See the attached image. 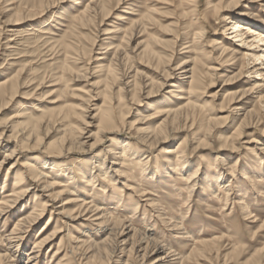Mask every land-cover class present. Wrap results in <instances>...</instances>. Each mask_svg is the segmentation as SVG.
Returning <instances> with one entry per match:
<instances>
[{
    "label": "rangeland",
    "instance_id": "1",
    "mask_svg": "<svg viewBox=\"0 0 264 264\" xmlns=\"http://www.w3.org/2000/svg\"><path fill=\"white\" fill-rule=\"evenodd\" d=\"M19 1L20 0H8L7 3L6 0H0V81L8 76L12 77L13 74L20 71L22 76L20 81L21 88L19 87L17 94L11 99V102L8 97L4 99L7 105L3 104L5 103L4 101H1L2 103L0 102V162H4L0 168V202H3L2 200L6 194L11 192L14 185V178L19 172L17 166L26 159V157L23 159L21 157L20 160H17V163L13 165L14 167L10 169V166L16 161V155L11 159H5L4 157L5 154H10L16 143L13 137L18 131H11L12 124L34 120V118L39 115H45L46 118L52 117L53 121L56 120V122H59V118L61 117L58 116L69 110L70 119L65 120L63 122L64 125L61 123L64 127H68L72 124H76V119L72 114L73 112L76 114L80 113L82 108L86 107L84 102L87 99L90 100V102L88 103L89 105L88 109H86V113H84L85 120L87 122H92V120L87 117H92L95 114V109L98 107H104L103 98L101 96L94 97L96 96L94 94L95 90H101L100 85H98L99 76L101 74L98 73V69L96 68L97 63L94 62V59L104 57L102 53H104L105 45L119 42L124 35L128 38V34L131 32V21L143 15H148L153 21L147 24L145 33L142 34L139 32L136 34L135 40L131 41L129 48L133 50L139 42L145 41L154 53L165 60L167 59L166 56L171 55V52H175L172 55L169 66L167 61H163L166 70H168V68L174 69L180 63V59L188 56V54L183 53L189 50L182 51V49L185 45H190L188 41L191 40V36L189 37V35L200 29L204 30L205 38H203L202 44L199 45L198 53L201 54L204 69L215 67L219 70L217 72L219 79L215 80L211 86H205V91H199L195 100L198 106L202 108L200 112L202 118L208 117L218 119L219 123L215 126L214 132L212 131L211 139L207 140L205 148L195 150L196 146L193 143H196V141H190L191 146L188 147L186 152L189 154L191 162L200 159L203 163H212L218 154L224 152L219 153L223 139L232 134L241 116L235 118L232 114L225 113L224 111H226V109L220 110L219 106L224 105V96L228 92L251 88L253 82L256 81L254 80L256 77L254 75L244 74L238 80L232 82L225 81L226 76L231 77L236 74L237 68H239L241 64L240 57L244 50L239 48L240 43L235 42L234 38L227 35L228 33H225V35L223 34L222 27L224 26L223 22L225 18L223 19L216 16L213 10L214 5H217L219 0H121L118 4H107L104 8L96 4V2L100 0H56L53 6H51L43 16L30 20L25 19L21 24H18L16 28L15 26L14 28L6 26L4 24L6 19L10 17V13L12 14L15 9L19 8ZM16 5L18 6L16 7ZM83 12L88 14V16ZM83 14L87 17L85 19V24L83 26L81 25V27L79 25L80 23L74 20H76L77 17H81ZM246 14H252L251 18L264 27L263 2H256V0H240L234 12L228 14V17L234 19V17L238 15ZM50 20L52 22H50ZM88 21L89 23L86 24ZM35 28L46 31L49 34L39 35L40 33L34 32ZM93 36H95V38ZM174 37L176 38L175 41L173 39ZM90 39L92 41L95 39V44H92ZM213 41L219 42L234 51L236 65L232 67L228 65L220 67L214 63L212 59L218 58L219 52L210 54L211 49L207 48L212 46V43H216ZM59 43H62V45L66 43V45H70L71 47L69 46L70 48L64 49L62 48L64 46H61ZM52 44L54 46H52ZM88 51L90 52L88 53ZM85 52L88 54L87 57H83V53ZM89 58L90 60L88 61ZM63 61L66 62L67 67L69 66L67 73L60 68ZM216 62L219 63V60L217 59ZM145 66L151 69V65L138 60V58H133L130 60V64L127 65V67L137 68L140 72L144 69L142 67ZM252 66L253 65L250 67ZM70 70L73 73L70 72L71 74H69ZM84 75L86 76L85 79L83 77ZM175 75L182 74H180L179 70L175 72ZM60 76L62 78L64 77L63 79L61 78V83H54ZM182 77L183 76H179L180 79H182ZM64 80L65 84H63ZM60 85L66 86V88L63 86L61 88ZM60 88L62 89V93L59 97ZM156 89L157 88H155V91ZM169 89L170 85H165L163 89L159 91L157 100L169 101L168 105L173 107L180 101L176 100L173 95L166 94ZM145 92L146 89L144 93ZM254 97L255 94H252V97L246 98L244 101L245 104L243 103V107L241 108H252L254 106V99L252 98ZM53 102L54 104H50ZM1 106H4V108L2 107L1 109ZM118 107L116 116L118 117L122 112L126 113V118H124L122 122L123 124L129 125L127 128L136 120V115H144L150 112V110L148 111V104H146L145 101H141L139 104H129L125 107L124 104H119ZM36 110H40L42 113H36ZM238 114L242 115L243 111ZM15 115H18L19 118L13 119L12 117ZM97 122L94 121L91 123V126L87 127L84 131V141L87 145L84 147L85 149L83 152H76L74 154L64 153L61 158L54 161V165H48L49 169L45 170V172H48L47 174L50 175L51 179L44 181L49 182V184L57 181L62 185V188L44 190L43 185L40 183H34L35 185L26 183L25 185L28 188L27 196L16 202L12 200V198L8 199V201H10V208L5 212V215L0 216V235H3V238L9 237V234L16 225L19 224L18 228H21L22 222L20 220L28 216V213L32 212L33 209L38 208L42 202L48 205V211L42 215L41 219L27 229L19 246H14L13 243L17 240L14 237L10 239V242L4 239L5 241L3 240V244L0 243V264H29L27 260L29 252L35 251L34 253H37L35 249H32L34 242L39 239L41 226L46 223L50 216L52 225L49 226L44 236H50L55 229H59L61 232L53 238L51 244L44 245L40 249H37L39 252L35 257L34 255L30 256L35 259H31V261H34L33 264H56L57 262H60V264H87L85 260L86 256L83 252L85 247L81 248V241L88 240V245H92L94 242L100 243L106 238H112L111 235L109 236L111 227L104 225L100 227L97 226L99 221L95 219H98L99 215L95 217V212H83L81 211L83 209L78 211L76 208L77 204L82 203V201H84V203L90 202V205L99 206V209H102V211L107 210V212H111L110 215L112 216L107 215V217L112 218L119 216L121 219H126L129 217L127 213L132 209V204L134 201H137V197L141 200H154L158 208L165 209L164 213L166 216L163 217V219H165L164 221H167L170 216L175 219L185 216L183 220L185 231H179L178 235L172 233L170 228H167L165 225L161 223L158 224V222L155 229L147 227L148 233H155V237L158 238L159 241H162L163 244H168L176 251L175 254L179 253L186 256L190 253H195L197 250H205L210 247L213 251L212 255L213 253L216 254V250H218V264H264V196H262L264 195V181L262 182L263 184H257L255 187L257 191H260L259 196H257L256 194H258V192L254 194L251 187L240 180L242 178L241 174H238L236 178L230 179L232 181V188L226 207L223 208L222 206V190L219 189V192L215 191V193H213V191L218 190V188L209 189L205 187L202 188L201 186L195 190L190 202L185 205L183 204V200L186 199L187 194L185 189L187 174L183 175L182 178V174L174 170L169 173L163 172L164 168H167V171L170 168L167 167L168 165H166L162 159V148H158L148 153L150 159L147 162V174L141 175V169L139 167H135L132 172L127 174L129 176L132 175L133 178L127 179L126 186H128L130 190L124 189L122 201L117 206L118 210H115V206H113L112 202L108 203L111 200L110 197L112 198V187L110 185L111 183L117 184L116 180L121 176L117 175L116 177V175L113 174L112 177V170H110L109 172H111V174L106 176V180L109 181L107 188L106 184L101 181L102 179L94 180L95 185L94 188H92L91 186L93 183L88 187L86 183L82 182V180L86 181L83 178V172L87 175L93 173L94 171H91L93 166L91 163L92 158H103L106 150H116L118 142L122 140L128 139L134 148H142V146L136 144V138L139 135L138 129L142 127V125L136 124L131 131L127 132L124 130L121 134H107L101 142L95 144L90 150L89 147L93 141L88 137L97 132ZM129 133L131 136H128ZM201 134L200 137L202 138L203 135ZM184 136V132L174 134L169 140V144L175 146L176 140ZM37 137L40 140V146L37 148L38 150H34V152L30 153L26 150L24 154L43 159L44 155L40 154V151H45L46 149L55 151L54 146H58L55 144L58 137L51 129L48 131H41ZM251 138H254V143L245 144L246 142H250ZM240 144L245 146L244 150L241 149L240 151L243 159L241 165H246L248 167L246 163L254 159L250 158L248 149L253 148L252 145L256 144L254 153L256 155H261L258 149L264 145V134L260 133V131L254 132L253 129L246 130L240 140ZM32 145V143H24L23 147L27 148ZM143 158L144 157L141 155L139 159L143 160ZM156 162L158 163L157 166H159V170L157 171L154 169ZM113 163L115 165L113 168H118L117 164L119 163H116V161L108 157L104 168H106V166L111 167ZM126 164L127 163H125L123 167H126ZM217 166V169L224 173V171H222L223 167L220 165ZM123 167L119 170L125 171ZM57 168H61V171L64 170L62 175L63 177L66 175V178L55 177L54 179L52 174L55 173L54 170ZM15 170L17 172H15ZM153 172L155 173L152 174ZM263 177L264 174L262 175V178ZM73 179L77 182L74 186L72 184ZM226 184L227 183L222 185ZM240 184L243 186L246 185L248 189L249 194L243 201L247 205V208L251 209L252 216H256L255 219L245 221L246 218H244V215L240 212L238 202L236 201L238 198L237 194L239 193L238 190L241 186ZM64 187L72 192V196H61L62 194H60L59 198L52 200V195L62 192ZM103 187H105V191ZM138 187L145 189L146 193L144 195L147 196L142 198L138 194L134 196L131 191H135ZM213 194H216L218 197H213ZM148 202L149 201L140 202V208L135 216L127 220L130 222L126 223L127 229H124L123 236L117 239V244H120L118 250L114 249L115 247L113 245H116V243L112 238L113 240H111L110 244L109 241H107L108 249L112 255L109 254L111 256L106 259L105 254L102 253V255L98 257L99 259L94 260L91 264H115L117 263V259H121V261L126 259L128 255L127 250L132 242L130 239L132 232L136 230V232L140 233L142 232V227H144L143 221H141L143 219L141 215L143 214L148 218V224L153 225L155 222L154 218L150 219L153 214L150 212L151 210L148 206ZM120 205H127V207H125L126 209L123 211L124 208L122 206L120 207ZM127 208H129V212ZM59 213H62V216H58L60 215ZM130 224L131 227H129ZM186 232L189 234L184 235ZM134 239V249L140 251L135 255V257H137L141 255L142 248L145 244L143 241L140 248H138L135 243L138 241V237L136 236ZM212 239L215 241L206 247L204 242H212ZM8 243L11 244L10 247L7 246ZM75 247H78L79 250H76ZM73 248H75V250H73ZM122 248H125V250L123 253H120ZM55 252H58V254L53 256ZM149 252L148 258L145 259L146 261L141 263L140 257H137V263L152 264L156 258L164 255L162 251L156 252V250H153ZM5 254L6 256H4ZM131 255L129 256L130 261L132 264H137L133 262L134 256ZM174 259H176V257L169 258L166 262H175L173 261ZM209 262L208 264H216V260ZM186 264H204V262L192 257Z\"/></svg>",
    "mask_w": 264,
    "mask_h": 264
},
{
    "label": "bare ground",
    "instance_id": "2",
    "mask_svg": "<svg viewBox=\"0 0 264 264\" xmlns=\"http://www.w3.org/2000/svg\"><path fill=\"white\" fill-rule=\"evenodd\" d=\"M6 1L8 3V0ZM55 1L56 0H20V3H18L20 4V6L16 5V7L18 6L19 8L15 9L12 14L10 13V17H7L8 19H6L4 24L6 26H11V28H14V26L16 28V26H18V24H21V22L25 19L30 20L32 18L35 19L41 17L46 13V11L50 9L51 6H53V3H55ZM119 2H121V0H100L96 2V4L104 8L107 4H118ZM239 2L240 0H219L217 5H214L213 7L214 14L216 16H219L223 19L225 18L223 22L224 26L222 27L223 34L225 35V33H228L227 35L234 38L235 42L240 43L239 48H242V50H244L243 54H241V64L239 68H237L238 70L236 74L231 77L226 76L225 81L232 82L234 80H238L244 74L254 75L256 77V79H254L256 81L253 82L251 88L237 91L233 90L228 92L224 96V105L219 106L220 110L226 109V111L224 112L232 114V116H234L235 118H237V116H241L239 122L236 123L235 129L232 134L228 137L226 136L223 139L221 149H219V153L224 151V154H218L221 156L217 155L212 163H203V161L200 159L198 161L191 162V160L189 159L190 156L186 152L188 147L191 146L190 141H196V143H193L196 146L195 150L199 148H205L207 140L211 139L212 131L215 129L217 123H219L218 119L208 117L202 118V114L200 113L202 108L198 106L195 100V98L197 97L196 95L199 93V91H205V86H211L215 80L219 79L217 73L219 70L215 67L204 69L201 54L198 53L199 45L202 44L203 38H205L204 30L200 29L197 32H193L189 35V37L191 36L190 38L192 42L191 40L188 41L190 42V45H185V47L182 49V51L187 49L189 50L183 53L188 54V56L186 58L180 59V63L174 69L168 68V70H166L163 61H167L169 66L172 55L175 52H171V55L166 56L167 59L165 60L158 54L154 53L145 41L139 42L133 50L129 48L131 41L135 40L136 34H138L139 32L142 34L145 33L147 24L153 21L148 15H143L142 17L131 21V32L130 34H128V38L126 37V35H124L121 37L119 42L109 43L108 45H105L104 53H102L104 57L94 59V62L97 63L96 68L98 69V73L101 74L98 80V85H100L101 90H95L94 94L96 96L94 97L101 96L103 98L102 101L104 107H98L97 109H95V114L92 117H87L90 118L92 122H87L85 120L84 113H86V109H88L89 105L88 103L90 102V100L87 99L84 102V105L86 107L82 108V111L80 113L76 114L75 112H73L72 115L76 119V124H72L71 126H63V122L67 119H70L69 110L64 114L62 113L60 116H58L61 117L59 118V122H56V120L53 121L52 117H47V119L45 115H39L38 117L34 118V120H27L24 123L12 124L11 131H18V133L13 137L16 143L14 142V148L10 152V154H5L4 157L5 159H11L14 155H16V161L10 166V169L14 167L13 165L16 164L17 160H20L21 157L22 159L26 157V159H24L25 161L23 160L24 162L17 166V170L19 172L18 175H16V177L14 178V185L11 189V192L9 194H6V196L2 200L3 202H0V216L5 215V212H7V210L10 208V201H8L9 198H12V200L16 202L27 196L28 188L25 185L26 183H32L33 185H35L34 183H40L43 185L44 190L56 189L62 186L57 181L50 184L49 182H45L44 180L51 179L50 175H48V172H45V170L49 169L48 165H54V161L61 158L64 153L74 154L76 152H83L85 149L84 147H86L87 145L84 141V131L87 127L91 126V123H93L94 121H98L96 127L97 132L88 137L93 141V143L89 147L90 150L95 144L101 142V140L105 138L107 134H121L124 130H126L127 132L131 131L133 127L136 126V124L142 125V127L138 129L139 135L136 138V144L142 146V148H134L132 144H130L128 139L122 140L118 142L116 150H106L103 158H92L91 163L93 164V166L91 171H94L93 173L87 175L85 172H83V178L86 181L82 180V182L86 183L88 187H90V184L93 183V185L91 186L92 188H94L95 185L94 180L97 179H102L101 181L106 184L107 188L109 181L106 180V176L108 174H111V172H109L110 170H112V177L113 174H115L116 177L117 175L121 176L116 180L117 184L111 183L110 185L112 187V198L110 197L111 200L108 203L112 202L113 206H115V210L118 208L117 206L122 201L124 189L130 190L129 187L126 186V183L128 181L127 179L133 178L132 175L129 176L127 174L129 172H132L135 167H139L141 169V175L147 174L146 171H148V169L146 167L147 162L150 159L148 153L151 150L158 148H162V159L166 163V165H168L167 167L170 168L168 171L167 168H164L163 172L169 173L171 171L173 172L174 170L175 172H179L180 174H182V178L183 175L187 174V178L185 179V189L187 191V194L186 199L183 200V204L185 205L190 202L195 190L199 186H201L202 188L205 187L209 189L218 188V190H214L213 193H215V191L219 192V189L222 190V206L223 208L226 207L232 188L231 180L236 178L238 174H241L242 176L240 180L249 185L254 194L258 192V194L256 195L259 196L260 191H257L255 187L257 184H260L264 181V177L262 178V175L264 174V145L258 149L261 155H256L254 153L256 144L252 145L253 148L248 149L250 158H254L257 160L253 159L254 161L251 160L252 162H247V167L246 165H241L243 159L241 157L240 151L241 149L244 150L245 146L240 144V140L246 130L249 129H253L254 132L260 131V133L264 134V27L259 22H255L251 18L252 14L238 16L236 15L237 17H234V19L228 17V14L234 12ZM256 2L264 3V0H256ZM83 15L81 17L76 16L77 18L76 20H74L77 23H80V26H83L85 24V19L88 16V14H85L87 16ZM50 22L52 21L50 20ZM88 23L89 21L86 22V24ZM34 32L40 33L39 35L49 34L46 31H41L36 28L34 29ZM93 37L95 38V36ZM173 39L174 41L176 40L175 37ZM94 41H92L91 43L95 44ZM62 43L59 44L61 46H64L62 47L64 49H68L71 47L70 45H66V43L62 45ZM52 46L54 45L52 44ZM207 48L211 49L210 54H212L213 52H219L218 58L212 59L218 66L223 67L228 65L229 67H232L236 65V56L233 50H230L219 42L212 43V46H209ZM90 51H88V53ZM138 51L140 52L137 53ZM83 54V57H87L88 55L86 54V52ZM67 56L69 57L68 54ZM133 58H138V60L144 61L148 65H151V69L145 66L142 67L144 69H142V72H140L137 68L127 67V65L130 64V60H132ZM217 59L219 60V63L216 62ZM89 60L90 58L88 59V61ZM251 65L253 66L250 67ZM68 67L66 65V62L63 61L60 68H62L63 71L65 70V72L67 73ZM71 70L69 71V74L73 73L71 72ZM179 70L180 74L182 75L176 76L175 72ZM61 76L57 80H55L54 83H61ZM179 76H183L182 79H180ZM21 77L22 76L20 71L13 74L12 77L8 76L0 81V102H5V97H8L9 101L11 102V99H13L17 94V91L21 85ZM83 77L84 79L86 78L85 75ZM63 84H65V80ZM165 85H170V89L166 94L173 95L176 100L180 101L173 107L168 105L169 101L157 100L159 91H161V89H163ZM63 87L66 88V86ZM61 88L59 89V94L57 92L59 97L62 93ZM155 88H157L156 91ZM145 89L146 92L144 93ZM252 94H255V97L252 98L254 99V106L250 109L241 108L243 107V103L246 98L252 97ZM141 101H145L146 104H148V111L150 110V112L147 111L148 113H145L144 115H136V120L132 122V125L129 128H127V126L129 125L123 124L122 122L124 118H126V113L122 112L118 117L116 116V110L118 111L119 108L118 105L124 104L125 107L129 104H139ZM3 104L5 105L6 102ZM50 104H54V102ZM2 107L4 108V106H1V109ZM241 111H243V114H238ZM35 112L42 113V111L40 110H36ZM12 118L16 119L19 117L18 115H15ZM61 123L63 125H61ZM50 129L53 130L58 137L55 143L58 146H54L55 151H49L48 149H46L45 151H40V154L44 155L43 159L34 158L28 156L29 154H24L26 150H28L29 153L34 152V150H38L37 148L40 146V140L37 137L38 134L41 131H48ZM178 132H184L185 136L183 138L177 139L175 146H173V144H169V140L174 136V134ZM200 134L203 135L202 138L200 137ZM128 136H131V134L129 133ZM24 143H32L33 145L31 147L25 148L23 147ZM253 143L254 138H251L250 142H246L245 144ZM141 155L144 157L143 160H141L142 158L139 159ZM108 157L111 158V160L116 161V163H119L117 164L118 168H113V166H115V162L113 163V165H111V167L106 166V168H104L105 162ZM2 163L4 162H0V168L2 166ZM125 163H127V166L123 167L125 166ZM157 164L158 163L156 162L154 168L155 171L159 170V166H157ZM217 165L223 167L222 171H224L225 174L221 172V170L217 169ZM121 167H123L125 171L119 170ZM15 172L17 171L15 170ZM54 172L55 173L52 174L54 176V179L55 177L66 178V175H64L63 177L62 172H64V170L61 171V168L55 169ZM154 173L155 172H153L152 174ZM225 183L227 184L222 185ZM72 184L73 186L77 184L75 179H73ZM103 188L105 191V187ZM238 191L241 194H237L238 198L236 196V201L238 202L240 212L244 215L243 217L246 218L245 221L249 219H255L256 216H252V212L250 211L251 209L247 208V205L243 201V199L249 194L246 185H241ZM131 192L132 194H134V196L138 194L141 198L147 196L144 195L146 193V190L141 189L140 187H138L135 191L132 190ZM60 194H62L61 196H72V192H70L68 188L64 187L62 192L56 195H52V200H56L57 198H59ZM213 195V197H218L216 194ZM147 201H149L148 206L150 207V212L153 214L151 215L150 219L154 218L155 222L153 223V225H150L148 224V218L143 214L141 215L143 217L141 221H143L144 224V227H142V232L138 233L136 232V230L132 232V235L130 236L132 242L129 249L127 250L128 255L126 259L122 261L121 259H117V263L115 264H132L129 259V256L131 254L134 256L133 262L137 263L136 259L137 257H140L141 263H143L144 261H146L145 259L148 258V254L150 253L149 251L153 250H156V252L162 251L164 255L156 258L152 262V264H186L191 260L192 257L204 262V264H208L209 261L211 262L213 260H216V264H218V250H216V254L213 253V255L215 256L212 255L213 251L210 249V247L206 248L205 250H197L195 253H190L186 256L179 253L175 254L176 251L173 250L168 244H163L162 241H159L158 238L155 237V233H148L147 227L155 229L157 222L158 224L161 223L167 228H170L172 233H175L177 235L179 234V231H185V226L183 223L185 216H182L178 219L170 216L167 221H164L165 219H163V217L166 216V214L164 213L165 209L158 208V205H156L157 203L154 200H141L139 197H137V201H134V203L132 204V209L130 210V212L128 210L129 208H127L129 212L127 213V216L129 217H127L126 219H121L119 216L112 218L107 217V215H110L111 212H107V210L102 211V209H99V206L90 205V202L84 203V201H82V203L77 204L76 208L78 209V211L83 209L81 210L83 212H95V217L99 215V218L95 219L96 221H99L97 226L100 227L104 225L111 227L109 236L111 235L116 243V245H113L115 247L114 249L118 250L120 244H117V239L122 237L124 234V229H127L126 223H130L127 220L135 216L136 212L140 208V202ZM121 206L122 205H120V207ZM47 207L48 205L42 202L38 206V208L33 209L32 212L28 213V216L20 220L22 222L21 228H18L19 224L16 225L7 238H3V235H0V243L3 244V242L5 241L4 239H6L7 242H10V239L14 237L17 239L16 242L13 243L14 246H19L20 242L22 241L23 235L27 232V229L32 224L41 219L42 215L48 211ZM122 207L124 208V211L127 205H123ZM59 214L60 215L58 216H62V213ZM51 225L52 220L50 216L46 223L41 226L39 239L34 242L32 249H35L37 253L39 252L37 249H40L44 245L51 244L53 238L56 237L57 234H60L61 231L59 229H55L53 233L51 232L52 234L50 236H44L46 231H48L49 226ZM129 227H131V224ZM187 234L189 233L186 232V234L184 235ZM136 236L138 237V241L135 243L137 244L136 246L138 248H140V245L143 241L145 244V246L142 248L141 255L139 254L140 256L137 257H135V255H137V253L140 251H136L137 249H134V238ZM112 238H106L107 240L105 239L100 243L94 242V244L92 245H88V240L81 241V248L85 247V250L83 252L86 256V263L91 264L94 260L99 259L98 257H100L102 253L105 254L106 259L110 257L112 254L108 249L107 241H109L110 244L111 240H113ZM213 241L215 240L212 239V242L206 241L204 242V244L206 247H208L211 243H213ZM7 246L10 247L11 244L8 243ZM75 248L76 250H79L78 247ZM75 248H73V250H75ZM124 250L125 248H122L120 253H123ZM34 252H29L27 258L29 264L34 263V261H31V259H34L35 255L37 254ZM53 254V256H56L58 252H55ZM31 255H34V257H30ZM4 256H6V254ZM172 257H176V259L173 260L175 262H166V260ZM56 264H60V262H57Z\"/></svg>",
    "mask_w": 264,
    "mask_h": 264
}]
</instances>
